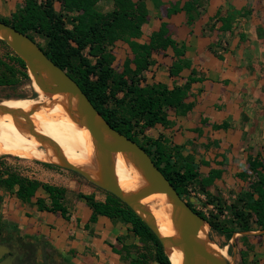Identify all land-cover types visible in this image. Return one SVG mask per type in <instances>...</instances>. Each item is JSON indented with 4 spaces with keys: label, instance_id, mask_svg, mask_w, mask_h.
Listing matches in <instances>:
<instances>
[{
    "label": "trees",
    "instance_id": "trees-1",
    "mask_svg": "<svg viewBox=\"0 0 264 264\" xmlns=\"http://www.w3.org/2000/svg\"><path fill=\"white\" fill-rule=\"evenodd\" d=\"M102 1H111L113 9L108 12L100 11L97 6ZM148 1L153 0H58L60 11H57L55 0H25L23 6L17 8L9 18L0 17V21L35 42V36L44 39L45 46L38 45L46 56L79 84L94 107L113 128L149 154L185 199L188 186L200 177L196 164L190 157H182V148L174 146L171 149L164 135L152 139L145 135L144 130L154 129L158 125L170 128L173 125L169 119L170 111H174L177 116L186 117L194 107V104L186 103L191 85L202 80L196 77L197 73L193 70L183 86L174 85L170 88L163 83L146 82L143 74L156 64L153 54L169 48L174 50L177 59L169 68L171 77H178L185 67L190 68L188 61L182 59L185 46L169 37L167 22H162L158 31L150 35L149 42L138 41L142 38L143 26L148 21ZM185 10H190L189 5L185 6ZM177 12L175 7L169 8L168 15ZM223 21L220 30H230L229 19L223 18ZM189 22H193V19ZM119 41L129 46L133 56L132 59L125 60L121 72L114 69L115 59L110 51ZM0 43L5 45L2 41ZM21 78L30 80L25 63L12 51H8L5 58L0 56V88L15 87ZM19 98L24 99L22 96ZM204 123L205 121L202 122ZM214 128L219 127L216 125ZM221 174L217 170L211 171L206 179L207 184L212 185ZM238 176L242 180L249 178V189L240 195L237 205L232 208L240 225L237 230L242 233L264 230V151L249 157L248 173L241 172ZM0 186L22 203L29 204L36 198L35 205L39 211L60 213L65 220L70 219L65 206L68 194L66 188L23 177L4 168L1 158ZM38 191L48 194L49 204L44 198L36 196ZM106 193L105 201H98L93 195H80L92 210L89 222L95 223L99 216L121 221L143 245L152 247L150 256L143 251L131 259L129 264H171L159 239L146 223L127 204L111 193ZM187 202L211 228L225 235L229 242L236 232L234 229L213 224L191 202ZM253 225L256 229H253ZM1 233L0 223V236ZM241 239L246 248L241 253L244 256L253 251V247L248 236H242ZM19 241L34 256L35 245L21 238ZM130 247L132 246L122 245L120 249L114 248V251L124 261L126 257L123 253Z\"/></svg>",
    "mask_w": 264,
    "mask_h": 264
},
{
    "label": "crops",
    "instance_id": "crops-1",
    "mask_svg": "<svg viewBox=\"0 0 264 264\" xmlns=\"http://www.w3.org/2000/svg\"><path fill=\"white\" fill-rule=\"evenodd\" d=\"M24 1L0 0V17L9 18ZM147 5L149 23H157L152 33L167 22L170 36L185 46L182 59L190 68L185 67L178 77L169 74L172 87L183 86L193 70L202 80L191 85L186 99V103L194 104L192 111L186 117L170 111L173 125L156 128L166 136L172 134L176 144L186 149L199 142L217 144L211 150L213 157L217 156L230 176L247 169L248 158L264 151V0H153ZM174 7L178 12L169 16V8ZM191 18L193 22H189ZM223 18L229 19L230 30H220ZM156 56L155 67L160 70L169 71L177 60L172 49ZM52 185L61 187V183ZM64 188L72 203L65 204L69 220L60 213L39 211L35 202L27 211L26 204L20 202L25 207L21 217L25 221H20L18 228L28 241L45 246L49 263L127 264L114 252V248H121L117 244L127 230L124 224L105 216L90 223L92 210L85 200L71 196L76 184ZM36 196L49 204L47 193L38 191ZM7 198L0 206V215L16 223L18 213L13 215L11 207L17 201ZM249 240L251 261L264 264V230L251 231Z\"/></svg>",
    "mask_w": 264,
    "mask_h": 264
},
{
    "label": "water",
    "instance_id": "water-1",
    "mask_svg": "<svg viewBox=\"0 0 264 264\" xmlns=\"http://www.w3.org/2000/svg\"><path fill=\"white\" fill-rule=\"evenodd\" d=\"M0 41L4 42L25 63L29 77L30 74L32 75L31 84L34 82L45 96L69 94L74 98L75 109L69 106L68 111L73 119L77 118L81 124L86 126L91 135L98 155L97 179H93L89 173L70 163L52 139L35 132L29 117L43 104L35 105L30 112L0 106V113H10L15 118L24 120L26 129L37 140L53 147L60 161L59 166L80 174L127 204L156 235L167 256V249H177L182 253V264H231L222 255L209 251L200 237V232L207 223L179 195L149 154L136 142L113 128L94 107L79 84L50 60L37 42L2 21H0ZM117 153H128L140 168L147 185L139 192L128 194L120 188L112 164V156ZM155 193L165 194L168 197L172 205V220L178 233L177 237L162 236L149 211L139 203L143 198ZM207 238L208 242H211L208 235ZM10 253L9 247L0 244V264H12L13 258L7 257L2 260L3 256ZM172 254L173 251L170 255Z\"/></svg>",
    "mask_w": 264,
    "mask_h": 264
},
{
    "label": "rangeland",
    "instance_id": "rangeland-1",
    "mask_svg": "<svg viewBox=\"0 0 264 264\" xmlns=\"http://www.w3.org/2000/svg\"><path fill=\"white\" fill-rule=\"evenodd\" d=\"M55 8L57 11H60V3L57 1L55 2ZM97 8L102 12H108L113 9V4L111 1H102L98 4ZM154 25H157V23H149L148 16V21L143 26L142 38L138 40L140 43L149 42V37L152 34ZM168 35L173 40V37H171L170 34ZM35 40L41 46H45V41L41 37L35 36ZM5 45L0 43V56L3 58L6 57L8 51H12L7 45ZM110 49L111 55L115 59L114 69L117 72H121L125 60L133 58L130 48L126 43L119 41L113 48ZM162 52L164 51L153 54V58L156 62L158 59V56L156 55ZM143 75L146 82L149 84L164 83L172 88L174 83L173 79L169 76L168 69L165 68L160 70L153 66ZM30 77L32 78L31 74ZM21 96L24 98H32L36 96L32 89L30 80L28 81L25 78H21L15 87L0 88V102L7 99H20L19 97ZM170 115L171 114H169V116ZM144 132L148 138L152 139H157L164 135L161 128L145 129ZM164 137H166L170 143L169 147H171V149L174 146L182 148L180 149L182 157H190V159L194 161L197 166L200 177L188 186L187 193L185 195L186 201L191 202L194 208L198 212L203 213L213 224L234 229V231H236L228 242L225 235L218 233L207 224L208 237L210 241L215 243L220 249H225L226 253L222 256L231 264H255L254 261H251L252 259L250 257L252 251L247 252L244 256L241 255L242 251L246 250L241 237H249L251 231L242 233L237 230L240 225L235 219L232 209L234 205H237L240 195L249 189V178L242 180L238 176L241 172L248 173V166L247 169L236 172L235 174L230 172L232 174L230 176L229 174H226V170L227 172L229 171L228 169L225 170L224 164L219 165L220 162L217 161V156L213 157L214 152H211V150L214 151L217 148V144L214 146V143L211 141L208 143L199 142V144L186 149L185 146L176 144L172 134L168 136L164 135ZM141 140L144 141V138L141 137ZM0 158L4 168L10 169L23 177H28L29 179L38 180L51 185L61 183V187H70L71 185L76 184V191L71 196H74V198H77L78 200L82 199L80 198V195H93L98 201H105L107 198V191L91 183L80 174L64 169L57 164H48L49 162L21 159L13 156H2ZM215 170L220 171L222 174L219 179H215V182L212 185H208L206 179L209 177V173ZM9 196L17 201L11 208L13 215L18 213V218H15L17 220L15 223V221H11V217L9 219H4L3 215H0V223L2 225L0 243L9 244L10 246L17 248L16 242L19 241V238L24 241H28V239L24 236L23 231L18 228L19 225H22L20 221H25V218L23 220L21 218L23 216L22 208L24 205L22 203L20 204L21 201L11 195V193L4 187L0 186V206L4 204L7 197V199H9ZM69 200L70 198L67 197L65 204L70 206L72 203H70L71 201ZM34 202L35 198L31 203L25 205V210L27 209V211H30ZM27 216H30V214L28 215L27 213ZM124 226L127 229V225L124 224ZM253 229H256V227L254 226ZM118 239H120L117 244L119 247H122V245L132 246L127 250V252L123 253L124 257H126L124 261L127 264H129L131 259L136 258L138 254L143 251L147 252L149 256L152 254V247L150 245H143L139 239L134 237L128 230H126L123 235L119 236ZM51 264L56 263L52 262ZM150 264L156 263L150 262Z\"/></svg>",
    "mask_w": 264,
    "mask_h": 264
},
{
    "label": "bare ground",
    "instance_id": "bare-ground-1",
    "mask_svg": "<svg viewBox=\"0 0 264 264\" xmlns=\"http://www.w3.org/2000/svg\"><path fill=\"white\" fill-rule=\"evenodd\" d=\"M32 89L36 98L7 99L1 101L0 106L30 112L35 105L43 104L29 117L35 132L52 139L70 163L89 173L93 179H97L98 155L91 135L86 126L77 118L73 119L68 111L69 106L75 109L74 98L69 94L45 96L34 82ZM2 156L60 165L53 147L37 140L26 129L25 121L15 118L10 113H0V157ZM112 164L117 182L124 193H137L147 185L140 168L128 153L114 154ZM139 203L149 211L162 236H178L172 220V205L165 194H151ZM207 235L206 225L200 232L201 239L210 252L224 255L225 249L222 250L215 243L208 242ZM167 254L172 264H182V253L179 250L167 249Z\"/></svg>",
    "mask_w": 264,
    "mask_h": 264
},
{
    "label": "flooded vegetation",
    "instance_id": "flooded-vegetation-1",
    "mask_svg": "<svg viewBox=\"0 0 264 264\" xmlns=\"http://www.w3.org/2000/svg\"><path fill=\"white\" fill-rule=\"evenodd\" d=\"M0 244L9 247V249L11 250V253L3 256L2 260H5L7 257L13 258L12 264H51L48 262L45 256V246L40 243H32L35 245L34 256L31 255V252L29 250L25 249V247L20 244V241L16 242L17 248H15L14 246H10L9 244H3L2 242ZM42 253L43 255H41Z\"/></svg>",
    "mask_w": 264,
    "mask_h": 264
}]
</instances>
